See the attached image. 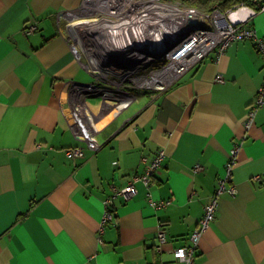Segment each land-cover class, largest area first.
I'll use <instances>...</instances> for the list:
<instances>
[{"label":"crops","instance_id":"0c3cea01","mask_svg":"<svg viewBox=\"0 0 264 264\" xmlns=\"http://www.w3.org/2000/svg\"><path fill=\"white\" fill-rule=\"evenodd\" d=\"M80 1L0 0V264H182L172 250L188 244L235 145L227 183L236 193L220 195L195 264H264V105L244 124L264 77L253 40L207 52L160 94L129 80L124 86L138 96L122 102L114 89L99 94L121 84L97 79L70 49L69 15ZM28 24H35L30 33ZM250 24L264 37V9ZM76 82L103 86L89 92ZM74 106L91 131L88 111L107 118L96 149ZM76 145L81 154L67 157L65 149ZM159 149L165 156L150 186L136 181L133 195H117L100 233L112 186H125L144 171L142 156ZM148 193L171 202L154 208ZM159 222L167 238L161 252Z\"/></svg>","mask_w":264,"mask_h":264},{"label":"built area","instance_id":"2783aa9c","mask_svg":"<svg viewBox=\"0 0 264 264\" xmlns=\"http://www.w3.org/2000/svg\"><path fill=\"white\" fill-rule=\"evenodd\" d=\"M254 3L257 8L264 9V0H254ZM255 14L256 8L246 3H240L224 11L215 7L209 12H203L196 7L180 6L170 0H81L79 6L74 9L73 16L69 15L71 24L74 26L72 32L74 37L68 41L80 65L93 73L97 79L102 78L101 81L121 85L131 80L135 87L160 94L197 64L207 52L211 50L222 52L233 41L243 38L253 40L257 51L264 59V37L258 36L250 24ZM203 23L208 26L204 27ZM34 29L35 24H28L24 31L30 33ZM165 32H171V35L159 42L161 45L157 50L130 53V56L138 59L132 68L105 65L104 57L107 52L125 48L136 41L159 38ZM106 68H112L114 71L105 75L99 74L101 69ZM109 74L112 80L107 78ZM222 78L221 74L215 77L217 81H221ZM76 83L84 85L80 82ZM84 86L90 89L89 92L97 91L94 83ZM118 91L119 96L123 97L122 102L125 99L127 101L132 99V95L128 92L122 89ZM255 96V100L249 104L245 114V127L252 124L256 111L264 105V77ZM125 106L126 103L122 104L120 109ZM72 112L83 135L90 139L91 130L82 122L79 107L74 106ZM91 143L94 148L99 146L98 141H91ZM238 148V145H235L230 149L228 160L224 165V174L217 179L211 198L204 204L203 213L190 232L188 244L172 250L174 257L182 264H195L196 247L203 232L215 219L220 195L228 192L234 196L236 193L234 184L227 182L231 179ZM81 152L82 148L79 145L65 149L69 158L79 156ZM164 156L163 149H159L151 158L142 156L141 161L146 164L144 171L134 173L128 183L121 188L112 186L111 194L104 199L100 233L103 231L104 224L113 218L111 205L114 198L117 195H122L124 198L133 195L136 192V181H141L149 187L152 179L159 172ZM199 168V164H194L193 171ZM148 202L152 207L160 208L165 207L171 200H156L148 193ZM166 243V232L163 223L159 222L156 250L161 252Z\"/></svg>","mask_w":264,"mask_h":264},{"label":"water","instance_id":"95a60500","mask_svg":"<svg viewBox=\"0 0 264 264\" xmlns=\"http://www.w3.org/2000/svg\"><path fill=\"white\" fill-rule=\"evenodd\" d=\"M171 32H165L163 36L155 39H147L148 41H136L131 45L122 48V49H113L105 55V65H117L123 66V68H132L137 62L138 59L135 56H130L131 52L137 53H146L157 45L161 40H165V37H170ZM82 84L88 85V83L83 82Z\"/></svg>","mask_w":264,"mask_h":264},{"label":"trees","instance_id":"16d2710c","mask_svg":"<svg viewBox=\"0 0 264 264\" xmlns=\"http://www.w3.org/2000/svg\"><path fill=\"white\" fill-rule=\"evenodd\" d=\"M179 1H180V6L196 7L203 12H209L215 7H217L221 11H224L228 8H233L234 6L240 3H246L251 6L255 5L254 0H179Z\"/></svg>","mask_w":264,"mask_h":264},{"label":"bare ground","instance_id":"6f19581e","mask_svg":"<svg viewBox=\"0 0 264 264\" xmlns=\"http://www.w3.org/2000/svg\"><path fill=\"white\" fill-rule=\"evenodd\" d=\"M216 19H217V21L219 20L218 19V17H216ZM203 26L204 27H207L208 25L206 24V23H203ZM209 27H211L210 25H209ZM170 40V39H169ZM161 44L159 43L158 45H156L155 47H153L151 50H150V52H152V51H155V50H157L158 49V47L160 46ZM114 70L112 69V68H106V69H101L100 71H99V74H103V75H105L106 73H110V72H113ZM98 74V73H97ZM78 85V84H77ZM80 85V84H79ZM107 91H109V90H107ZM105 94H111V91H109V92H106ZM104 97L105 96H102V97H100L102 100L104 99ZM96 102H100L99 100H96ZM115 102H117V99L115 100ZM88 115H89V118H92V125H93V127L95 128V131L93 130V131H91L90 132V139H91V141H97V136H96V133L98 132V131H100V129H101V126H102V124L104 123V121L107 119V118H105V120L104 121H102V120H100V119H97V118H93L94 116L88 111ZM108 115L110 114V112H108L107 113Z\"/></svg>","mask_w":264,"mask_h":264},{"label":"rangeland","instance_id":"374dc122","mask_svg":"<svg viewBox=\"0 0 264 264\" xmlns=\"http://www.w3.org/2000/svg\"><path fill=\"white\" fill-rule=\"evenodd\" d=\"M171 1L180 4V1H179V0H171ZM254 8H256V13H257L258 11H260V10H263V9H259V8H257L256 5L254 6ZM230 44H231V43H230ZM230 44H229V45H230ZM113 79H117V77H113ZM106 83H112V82H106ZM94 84H95L96 86L98 85L99 87H102V86H103L102 83H101V84H96V83H94ZM113 84H114V83H113ZM118 87L121 88L122 90L128 92V93H129V91H130L131 94H132L133 87H126V86H124V85H120V86H117V85H111V86H108L107 84H106V86L102 89V92H100L99 94L103 93V92H104L103 90H113V89H115V92H118V93H119V91H118V89H117ZM135 96H138V93H134V94L132 95V99H133V97H135ZM95 149H96V148H95Z\"/></svg>","mask_w":264,"mask_h":264}]
</instances>
